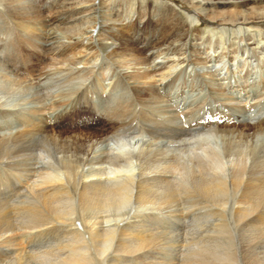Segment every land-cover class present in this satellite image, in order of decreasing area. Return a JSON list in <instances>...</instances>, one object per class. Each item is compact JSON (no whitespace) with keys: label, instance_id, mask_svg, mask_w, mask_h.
Returning a JSON list of instances; mask_svg holds the SVG:
<instances>
[{"label":"bare ground","instance_id":"6f19581e","mask_svg":"<svg viewBox=\"0 0 264 264\" xmlns=\"http://www.w3.org/2000/svg\"><path fill=\"white\" fill-rule=\"evenodd\" d=\"M0 1L19 19L20 31L36 33L37 44L54 63H72L66 70L79 76L88 69V53L100 48L132 78L139 96L137 103L132 99L136 104L122 103L113 116L97 111L111 121L110 130L81 137L80 142L51 136L49 130L55 131L58 122H28L24 128L0 132V164L28 178L11 202L0 201V264H137L152 257L151 264H264V108H254L264 93L246 89L250 101L243 105L213 90L215 100L232 111L204 120L199 112L208 95L169 90L176 76L172 74L185 65L212 68V76L219 77L226 65L232 67L245 55L264 58V0L248 6L250 0H181L197 11L187 19L166 0L151 10L130 0L128 14L118 18L106 13L109 0H60L59 7L46 14L33 0ZM57 1L45 0L48 7ZM199 13L220 27L230 26L234 39L224 37L222 29L218 47L211 53L203 50L204 34L215 31L197 27L190 33L189 20L196 22ZM150 15L157 21L154 30L166 20L177 26L176 35L171 40L154 35L151 43L139 47L131 42L130 31L149 32L143 25ZM37 24L39 31L33 26ZM82 62L86 66H79ZM3 77L6 93L24 89L31 95L27 103H38L40 95L23 79ZM161 91L170 101L176 97L177 104L184 103L180 113H186L185 119L177 120L179 113L171 104L159 108L161 99H154ZM115 98L103 100L111 105ZM2 191L0 198L6 193ZM195 207L207 212L193 220L209 225L193 239L184 238L182 230L163 233L149 225L179 226ZM55 228L63 236L49 243L46 236ZM21 234L36 238L43 249L23 246Z\"/></svg>","mask_w":264,"mask_h":264},{"label":"rangeland","instance_id":"374dc122","mask_svg":"<svg viewBox=\"0 0 264 264\" xmlns=\"http://www.w3.org/2000/svg\"><path fill=\"white\" fill-rule=\"evenodd\" d=\"M33 1H35L33 4H35L37 9L41 10L42 14L43 13L46 14L49 11L57 9L59 7V5L61 4L60 0H58L57 2H55V4L53 6L48 7L45 0H33ZM158 1L159 0H154V1L153 0H139L141 5H146L149 10H151V8L153 6L160 5V3ZM166 1H168L170 4H172L178 10H181V15L184 19H187L186 18L187 14L193 15L195 12H197L193 7L187 6L181 0H175V1L174 0H166ZM110 3H111V5H110ZM252 4H256V2L253 0H250V1H248V3H246L247 6L252 5ZM129 6H130V0H109L106 13L109 16L111 14L110 17H114V18L125 17L128 14ZM119 9H121V10H119ZM30 10H31V7H30ZM115 12H117V13H115ZM151 18H152L151 15L148 16V20L143 25L144 26L143 28H148L147 31L149 30V32H147V33H134L133 31H130V33H131L130 36L133 35V37H130L131 42L133 41L132 42L133 44H136L139 47H141L143 45V43H147V42L151 43L154 35H156V37H158V35H159V37L169 36V37H171L169 40L174 38V36L176 35L175 32H177V30H176L177 26L175 24L174 25L170 24V21H168V23H167V21L165 20L164 24H161L160 27L159 26L155 27V30H154L153 26H154V23L157 21H156V19L154 20V18L151 20ZM190 21L191 20H189V27L191 28L190 29L191 34L195 33V29L197 27L201 30H202V28L203 29L206 28L207 30L210 28H212V29L214 28L215 32L214 33L211 32V34L209 32H206L204 34L205 37L203 38L205 40H202L203 50L208 49V51L210 50L209 53H211L213 51V49H216L218 47L219 42L222 39L220 36V34H222V32H220V31H222V29L224 30L223 31L224 37L226 35L227 38L234 39L233 36H235V34L232 31H230V30H232V28L230 26L226 25V26L220 27L218 24L213 23L203 13H199V18L196 22L190 24ZM33 26L35 27L36 30H38L37 27L41 26V25L37 24V25H33ZM33 26H29L30 29L33 30L34 29ZM172 26H174V28ZM17 27H19V19H17V17H15V15L11 14L7 10L5 4L0 1V71L2 72V73H0V82H2V83H0L1 84L0 85L1 86V88H0V129L3 126H5V127H3L4 129L2 128L0 130V132H3V131L8 132L11 129L18 128V127L24 128L25 126H27L29 124H32V126H33V123L34 124H41L44 121H49V122H53V123L58 122V123H61V125H59L57 127V129H56L57 131L56 130L54 131L51 129L49 130V132H50L49 134L51 136L52 135H59L60 138H65L67 136H71V137H73L74 141L80 142V141H82L81 137H85V136L89 137V135H91L93 133H100V132L105 133V132L110 130L109 127L111 126V121L108 122L104 116L97 114L96 113L97 111L98 112L100 111L99 112L100 114L103 111L102 113H106L108 115L109 114L111 115L112 114L111 112L118 111L122 107L123 104H127V102L132 103V104H136L139 101V100L137 101V99H138L137 97H139V96H137L138 94L136 93V90L134 88V84H133L134 82H133L132 78L127 77L123 73V71L121 70V66L120 67L118 66L120 64L118 62H116L114 58H112L110 55H108L106 53V51L99 48L98 51L99 50L100 51H99V53H97L98 51L96 48L93 50V52L88 53V55L86 56V58H87L86 65L88 66L87 67L88 69L86 68L87 70H85V74L82 73V74H80L81 76L80 75L78 76L77 73H72L70 71V69L66 70L67 68H69L71 66L72 63L67 64L66 65L67 67H66L65 65L63 66L60 62L56 63V61H55V63H54V61H52L53 59H50L47 56L48 52L46 53V50H43V48L39 44H37V43H39L38 42L39 38L37 37L36 33H34L33 31L29 34L24 33V31L23 32L20 31ZM49 28L50 27H48V29ZM170 28L172 31L170 30ZM229 28H231V29H229ZM233 28H235V27H233ZM173 29L175 32L173 31ZM34 35H35V37H34ZM206 39H207V41H206ZM58 41H61V40L58 39ZM206 42H208V43H206ZM210 42L212 43V46L210 45L211 44ZM154 50H156V48ZM203 50H201V51H203ZM218 50H220V49H218ZM42 52L46 53V55L45 54L43 55ZM95 53H96V55L94 56ZM248 55H245L244 56L245 58H243V60H241L244 62L238 61L239 60L238 59L237 63L239 62V64L236 63L232 67L226 65L224 70H223V74L220 75L219 77L217 75H214V77L212 76L214 73L212 68H205L204 69L200 66L199 67L196 66L195 64H191V66H188L189 64H188V62H186L188 65L183 66L178 71H176V73L174 72L172 74V75H176V76L174 77L173 80L170 81V82H173V84H170L172 89L170 88L169 90L175 91V90L179 89V91H183L185 93L190 92V93H195V94H202V96L208 95L206 102L203 104L205 107L203 106L204 108H201L202 110L199 112L201 114H199V113L198 114L200 117L204 116V120H206L207 118H209V119L214 118V120H217L219 115L227 114V113L230 114L232 110H230L231 108L228 105H226L224 102H220V101L215 100V97H214L215 93H213L211 91L219 90V93L223 92L227 96L231 97V99L233 98L232 103H235V104L240 103L243 105L247 101H250L246 95L247 94L246 89H250L251 87H254V88L258 89L260 93H264V58L258 57L257 55L256 56H253V55L248 56ZM64 56H66V55H64ZM64 56H61L58 58H62ZM89 56H91L90 57L91 59H88ZM262 59H263V61H262ZM259 60H261V62ZM85 62H86V60H85ZM89 62H92V63H90L91 65H89ZM111 62H114V63H111ZM59 63L61 65H58ZM63 64H65V63L63 62ZM86 65L83 62L79 64V66H86ZM241 65H243V66H241ZM110 66H112V67H110ZM236 66H237V68H236ZM186 68L190 69V71H187L188 69H186ZM195 68H196V70H195ZM202 69H204V70H202ZM207 69H210V70H207ZM234 70H235V72H234ZM258 72H259V74H258ZM40 73L43 75L42 78H38ZM202 73H203V75H202ZM3 76H5V77L6 76L18 77V78L23 79L25 81V84H27L29 89L32 88L31 89L32 91H34V92L36 91L38 96L40 95V97L38 99V103H36V104L27 103L29 100L28 98L31 95L25 93L24 89L22 91L17 90L16 92H14L12 94L11 93L8 94L9 92L6 93V91H4V89H3V85L5 83L4 82L5 78ZM45 76H46V78H45ZM208 76H209V78H208ZM211 76L213 78L212 79L213 81L211 80ZM215 79H217V80H215ZM115 80H116V82H115ZM129 80H131L132 82ZM209 81L210 82L212 81L211 82L212 84ZM174 83H175V85H174ZM125 86H127V87L125 88ZM125 90L127 92L128 91L129 92L127 93ZM239 90H241V91H239ZM160 94L162 97H160ZM163 94L164 93L161 91L158 94V98L154 99V100L161 99V100H159L160 107L157 105L155 107L167 108L169 106L168 104H171L172 107L169 106V108H173L176 113L177 112L179 113V117H178L179 119H177V118L176 119L177 120L185 119L187 117L186 113H180L183 110V107H184L183 104L184 103L182 104V102L180 101L177 104V102L175 101L176 97L173 100H171L172 101L171 102L170 96L167 94L163 96ZM110 96H114V98L116 97L115 101L111 102V105H109V103L106 104V102L103 100L104 98L110 97ZM1 98H2V100H1ZM260 98H261V100L258 101L259 104L257 102L256 103L257 106L255 104L254 108L259 109V110H263V108H264L263 107L264 96L263 97L261 96ZM132 99H135L136 103L134 100H133L134 101V103H133ZM244 99H245V101H244ZM120 100L121 101L123 100V101L120 102ZM236 101H238V102H236ZM251 101H256V99H253V100L251 99ZM93 102L95 103L94 104L95 107H93ZM98 102L99 103L102 102L103 104L105 103L106 104V105L104 104L105 107L103 106L102 103H100L102 105V106H100V104ZM160 102H162L163 104H160ZM172 103H173V105H172ZM107 105L109 106V108H112V109L110 110ZM249 105L250 104H248L247 107H249ZM37 106L39 107V109ZM116 107H118V109H116ZM97 109H99V110H97ZM61 110H63V111H61ZM220 112H222V113H220ZM60 113H62L61 116H59ZM180 114H181V116H180ZM198 114L196 115L197 118L199 117ZM12 115H13V117H12ZM28 115L30 117H28ZM31 115L34 116V119ZM23 116H26L27 118L26 117L24 118ZM111 116H113V115H111ZM169 116L170 115H166L165 118H167ZM184 116H185V118H184ZM161 117H162V115H161ZM19 118H21V120ZM82 118H84L85 120H81ZM163 118H164V116H163ZM31 119H33V120H31ZM11 120H13V121H11ZM129 120H130V118H128V120L125 118V121H129ZM28 122H29V124H28ZM30 122H32V123H30ZM15 175H17V176H15ZM27 179H28L27 176L24 175V173H22L21 171L18 172L17 169L10 168L8 166L0 164V184L1 183H3V184L7 183V185H8V187H0V190H3L2 192H6L5 194L2 195V197L0 198V201L1 202H11L10 200L15 195H17V194H15V190L18 189L19 187H22V185H25V182L28 181ZM194 210H195V212H193ZM206 212H207V209H205V208L200 209V208L195 207V209L191 210V212H190L193 214L189 215L190 213H185V217H183L182 220L180 221L181 226L180 225L179 226L174 225L173 223L162 224V225L158 224L157 226L152 225V224H149V225L153 226L156 230L163 231V233L164 232L165 233H169V232L175 233L177 231L182 230V232L184 231L183 232L184 238L186 236V237H188V239H193V236L195 233H198V231H201V230L207 228L209 225V222L193 220V218L195 216L198 217L200 215V213L203 214ZM186 214H187V216L188 215L189 216L187 217ZM60 230L61 229H59V228H55V230H53L52 232H50L46 236L45 240H48L49 243L56 242L57 240H59L63 236L62 231H60ZM167 230H168V232H167ZM170 230H172V232ZM57 231H60V232H57ZM61 234H62V236H61ZM21 235H23V236H21V238H20V235H19V238H20L19 242H21V244H23V246H25L26 248L32 249L33 251H38L40 249H43L42 246H39L40 243L37 242L36 238L29 240L30 238L27 235L26 236H24L25 234H21ZM55 236H56V238H55ZM57 237H59V238H57ZM49 238H50V240H49ZM23 239H24V241H23ZM182 249H184V247ZM151 259L145 260V261L143 260L142 263H137V264H149V263L151 264ZM184 264H187V262L185 261Z\"/></svg>","mask_w":264,"mask_h":264}]
</instances>
